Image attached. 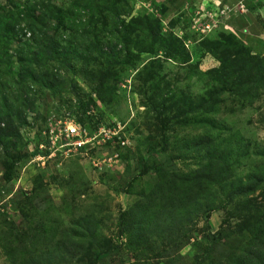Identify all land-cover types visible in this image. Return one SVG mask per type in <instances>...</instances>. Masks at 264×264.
Instances as JSON below:
<instances>
[{
    "label": "rangeland",
    "instance_id": "1",
    "mask_svg": "<svg viewBox=\"0 0 264 264\" xmlns=\"http://www.w3.org/2000/svg\"><path fill=\"white\" fill-rule=\"evenodd\" d=\"M50 3L74 21L46 23L54 87H0L21 109L0 140V264H229L264 210V0ZM68 124L97 144L37 161Z\"/></svg>",
    "mask_w": 264,
    "mask_h": 264
},
{
    "label": "trees",
    "instance_id": "2",
    "mask_svg": "<svg viewBox=\"0 0 264 264\" xmlns=\"http://www.w3.org/2000/svg\"><path fill=\"white\" fill-rule=\"evenodd\" d=\"M41 4L25 9L20 6L16 12H11L5 9H0V87L5 91L8 83L5 77L13 78L16 81L12 83L15 88L16 95H19L22 89L27 91L34 85H40L47 89L54 87V82L50 77V71L44 69L42 62H53L58 58H63L65 49L58 46L57 40L50 36V31L47 29L46 23L53 20L54 23L64 29L74 24L73 19H70L72 13H62L54 8L50 0L45 1L46 6ZM37 7V10L35 9ZM40 7L41 9H39ZM24 9V12L22 10ZM83 10H94L93 2L86 4ZM64 14V15H63ZM55 16V17H54ZM65 19L67 21H65ZM20 24L22 26L19 29ZM67 25V26H66ZM23 30V31H22ZM85 37V36H84ZM22 40L24 52L17 55L15 63L12 62V56L9 55V46L12 43H19ZM3 71V73H1ZM9 86V85H8ZM11 93L1 96L0 94V140H6L11 137L12 120L21 112L20 108H15L9 102H17L16 97L10 99ZM26 97L23 95V98ZM213 106L215 103L210 102ZM25 106L32 110L33 105L25 103ZM28 109V108H27ZM13 136V135H12ZM210 170L211 176L221 175L220 163L214 156L211 157ZM262 183L252 182L247 188V191L258 190ZM191 189L198 190L199 184L197 181L190 182ZM246 237L241 243L239 255L229 264H264V210L260 213L256 220L252 222L251 229L246 230ZM230 255H226L227 259ZM203 258L199 260L197 256L192 264H200Z\"/></svg>",
    "mask_w": 264,
    "mask_h": 264
},
{
    "label": "built area",
    "instance_id": "3",
    "mask_svg": "<svg viewBox=\"0 0 264 264\" xmlns=\"http://www.w3.org/2000/svg\"><path fill=\"white\" fill-rule=\"evenodd\" d=\"M100 132L103 133V137H105L106 140L110 138L105 131L100 130ZM97 137H99V134L89 136L85 129L78 128L75 124H68L56 133H49L47 138L48 145L45 147L39 146V148L46 149L47 151H43L42 153L39 151V153H41V158H38L37 161H43L44 156H48V152L50 155V152L54 150H59V152L65 156L86 153L94 144H97ZM101 140L103 141L104 139L102 138ZM116 158L117 154L111 153L108 157L104 158L101 163L94 161L93 166L98 168L100 164H103L107 167H111V164L115 162Z\"/></svg>",
    "mask_w": 264,
    "mask_h": 264
}]
</instances>
